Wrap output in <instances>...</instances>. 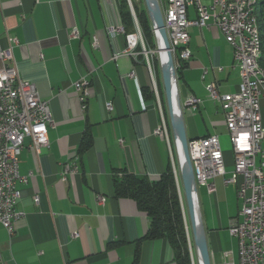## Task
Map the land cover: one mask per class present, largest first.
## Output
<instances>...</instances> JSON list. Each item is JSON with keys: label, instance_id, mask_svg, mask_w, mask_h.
Instances as JSON below:
<instances>
[{"label": "crops", "instance_id": "crops-1", "mask_svg": "<svg viewBox=\"0 0 264 264\" xmlns=\"http://www.w3.org/2000/svg\"><path fill=\"white\" fill-rule=\"evenodd\" d=\"M188 14L197 18L194 7ZM75 27L79 38L71 36ZM120 27L119 0H0V48H12L20 77L36 85L52 118L49 146L39 154L27 140L19 156L29 181L18 184L21 217L13 235L0 228L5 264H177L168 239L148 237L151 217L116 190L127 175L160 180L174 169L176 146L172 133L169 141L155 134L162 118L146 60L123 55L125 35L112 32ZM189 34L191 58L177 70L186 131L189 139L218 135L228 142L223 110L207 87L238 92L233 49L216 26L191 27ZM83 79L85 109L75 89ZM190 97L200 100L196 108L185 107ZM224 152L231 172L233 153ZM68 163L79 172L63 180ZM212 182L215 193L197 192L212 264H239L238 240L229 231L242 209L238 187L222 177Z\"/></svg>", "mask_w": 264, "mask_h": 264}, {"label": "built area", "instance_id": "built-area-1", "mask_svg": "<svg viewBox=\"0 0 264 264\" xmlns=\"http://www.w3.org/2000/svg\"><path fill=\"white\" fill-rule=\"evenodd\" d=\"M204 1H208V4ZM128 2L135 21V31L126 33L124 27H120L112 32L125 35L127 46L123 55L145 57L154 87L155 74L150 52L146 48L131 0ZM159 3L176 70L182 69L191 58V27L202 29L216 26L233 49L235 67L241 76L238 92L223 95L215 84L207 87L211 99L220 103L225 116L232 146L233 169L227 171L225 152L218 135L189 139L188 148L197 187H205L213 194L216 187L212 181L219 177L224 178L226 186L238 187L237 196L242 202V209L239 218L231 220L229 231L238 240L239 264H264V76L258 74L254 66L250 3L248 0H159ZM191 7L196 9L195 20L189 18L188 10ZM71 36L80 37L78 28H73ZM93 46L99 47L97 37L93 40ZM88 86L86 79L75 84L84 109L89 97ZM199 103L198 98L190 97L185 107L196 108ZM107 110H113L112 103L107 104ZM161 118L162 123L155 134L169 141L168 125L162 112ZM51 124L49 102L41 99L35 84L20 77L12 48H0V228L5 229L10 236L14 233L15 222L21 217L16 209L21 199L18 184H27L29 181V177L20 174L19 156L27 140H30L29 148L42 153L49 146ZM173 165L177 178L174 161ZM78 172L76 163H68L64 166L62 178L66 180L67 175ZM105 200L99 197L98 203L102 204ZM39 201L36 196L37 205ZM0 264H5L1 248Z\"/></svg>", "mask_w": 264, "mask_h": 264}, {"label": "trees", "instance_id": "trees-1", "mask_svg": "<svg viewBox=\"0 0 264 264\" xmlns=\"http://www.w3.org/2000/svg\"><path fill=\"white\" fill-rule=\"evenodd\" d=\"M133 2V8L148 48L155 47L156 37L146 9ZM121 21L126 33L135 31V21L128 0H119ZM259 27L262 42L260 65L264 69V0H258ZM141 49V48H140ZM139 49V50H140ZM117 194L136 201L140 210L152 219L149 238H166L170 242L177 264H192L189 236L185 227L184 211L174 169L169 167L160 180L150 182L127 175L116 182ZM184 204L185 201H184ZM193 243V241H192ZM194 244V243H193ZM192 244V245H193Z\"/></svg>", "mask_w": 264, "mask_h": 264}, {"label": "water", "instance_id": "water-1", "mask_svg": "<svg viewBox=\"0 0 264 264\" xmlns=\"http://www.w3.org/2000/svg\"><path fill=\"white\" fill-rule=\"evenodd\" d=\"M144 3L153 30L156 33L158 48L165 53V62L161 67L163 85L170 124L177 145L182 176L183 200L186 203V211L191 225L193 243L197 251L199 264H212L203 218L201 211H199L197 196L198 187L195 181L193 164L188 148L189 138L184 122L183 106L179 95L178 75L165 28L163 13L159 0H144ZM177 105L180 114L177 112ZM183 200L181 196L182 205ZM183 211L186 222L184 205Z\"/></svg>", "mask_w": 264, "mask_h": 264}, {"label": "rangeland", "instance_id": "rangeland-1", "mask_svg": "<svg viewBox=\"0 0 264 264\" xmlns=\"http://www.w3.org/2000/svg\"><path fill=\"white\" fill-rule=\"evenodd\" d=\"M135 3L141 9H143V10L146 9L144 0H136ZM131 4H132V7H133V2L132 1H131ZM130 10H131V8H130ZM258 12H259V10H258ZM155 44H156L155 47H152V48H148V46L146 44V48L150 52L149 53V58H150V62H151L152 67H153L154 74H155L154 90H155L156 101H157L158 106H159V108H160V110H161L162 114L164 115V118H165V120L167 122L169 135H170L171 133L173 134V131H172V127H171V124H170L168 107H167L166 96H165V91H164L162 71H161L162 63H161V59H160L159 53L157 51V49H158L157 40H156ZM262 107H263V118H264V101H262ZM187 135H188V138L192 137L190 132H187ZM227 136H228V134H227ZM228 138H229V136H228ZM220 141H221V138H220ZM175 144H176V140H175ZM221 145H222V148H223L224 151H226V152H229V151L231 152L232 151V146H231V143H230V139H228V142H224L222 140L221 141ZM174 161H175V165H176V168H177L178 184L181 187V195H182L183 194L182 176H181V169H180V163H179V158H178L177 145L175 146V150H174ZM175 177H176V175H175ZM178 184H177V186H178ZM181 204H182V201H181ZM182 207H183V205H182ZM186 209L187 208H186V204H185V215H186L185 227H186V223L187 222H188V225L190 227L189 218H188ZM186 230H187V227H186ZM191 238H192V234H191ZM188 241H189V248H190V252H191V256H192V264H199L196 248H195L194 244L191 242V241H193V239H191V241L189 239Z\"/></svg>", "mask_w": 264, "mask_h": 264}, {"label": "bare ground", "instance_id": "bare-ground-1", "mask_svg": "<svg viewBox=\"0 0 264 264\" xmlns=\"http://www.w3.org/2000/svg\"><path fill=\"white\" fill-rule=\"evenodd\" d=\"M250 3V19H251V41L253 44V59H254V66H255V70L256 72H258V74L263 75L264 76V69L261 67L260 65V60L262 57V42H261V33H260V27H259V18H258V0H248ZM158 53L161 59V63L163 64L165 62V53L164 51L160 50L158 48ZM177 112L178 114H180V110L178 109V105H177ZM199 205V202H198ZM200 209V207H199ZM200 211V210H199ZM190 224V221H189ZM186 227H187V231H188V236L189 239L191 241V239H193V237L191 238V225L189 227L188 222L186 223ZM191 231V232H190ZM192 242V241H191ZM199 262V261H198Z\"/></svg>", "mask_w": 264, "mask_h": 264}]
</instances>
